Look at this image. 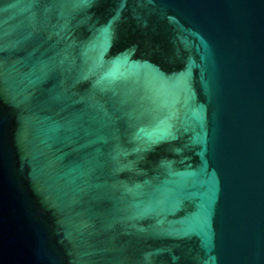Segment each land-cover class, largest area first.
Listing matches in <instances>:
<instances>
[{
  "label": "water",
  "instance_id": "1",
  "mask_svg": "<svg viewBox=\"0 0 264 264\" xmlns=\"http://www.w3.org/2000/svg\"><path fill=\"white\" fill-rule=\"evenodd\" d=\"M0 264H264V0H0Z\"/></svg>",
  "mask_w": 264,
  "mask_h": 264
}]
</instances>
